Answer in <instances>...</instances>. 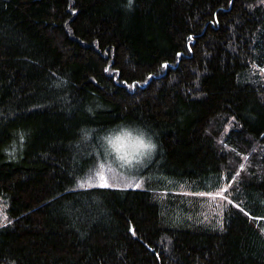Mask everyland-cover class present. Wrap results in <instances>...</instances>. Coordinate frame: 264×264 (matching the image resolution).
Here are the masks:
<instances>
[{
  "label": "trees",
  "instance_id": "16d2710c",
  "mask_svg": "<svg viewBox=\"0 0 264 264\" xmlns=\"http://www.w3.org/2000/svg\"><path fill=\"white\" fill-rule=\"evenodd\" d=\"M0 195V264H264V0H0Z\"/></svg>",
  "mask_w": 264,
  "mask_h": 264
},
{
  "label": "rangeland",
  "instance_id": "374dc122",
  "mask_svg": "<svg viewBox=\"0 0 264 264\" xmlns=\"http://www.w3.org/2000/svg\"><path fill=\"white\" fill-rule=\"evenodd\" d=\"M258 70L262 75V69L259 68ZM124 130L116 132L105 139L103 148L107 161L102 168L96 169L88 178L80 180L78 182L79 186L103 185L106 182L110 187H136L137 184H139V187H144L143 180H137L130 173L138 163L148 158L147 156L154 149V141L142 129L129 128ZM179 189L188 192L184 184H180ZM231 190L232 181H224L214 190H199L194 194L204 198L202 199V205L205 210L210 213H217L221 212L228 203L236 202L232 198ZM5 205V198L0 195V225L7 221Z\"/></svg>",
  "mask_w": 264,
  "mask_h": 264
},
{
  "label": "snow or ice",
  "instance_id": "6c2138e0",
  "mask_svg": "<svg viewBox=\"0 0 264 264\" xmlns=\"http://www.w3.org/2000/svg\"><path fill=\"white\" fill-rule=\"evenodd\" d=\"M101 179H103V177H101ZM81 186H83V185H81ZM102 186H105V187H106V186H108V185H107V183L105 182ZM136 187H139V184H137Z\"/></svg>",
  "mask_w": 264,
  "mask_h": 264
}]
</instances>
